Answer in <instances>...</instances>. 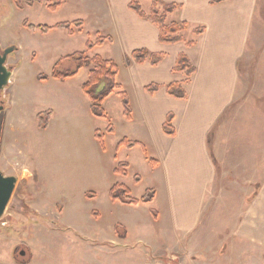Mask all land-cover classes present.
<instances>
[{
    "label": "rangeland",
    "instance_id": "rangeland-1",
    "mask_svg": "<svg viewBox=\"0 0 264 264\" xmlns=\"http://www.w3.org/2000/svg\"><path fill=\"white\" fill-rule=\"evenodd\" d=\"M135 1L148 14L147 0ZM55 3L0 0V46L2 50L15 48L7 58L12 76L0 94L2 142L6 144L1 150L0 171L17 179L0 219L1 258L12 255L8 246L16 242L17 260L62 264H264V162L255 161L261 166L255 176L251 170L240 169L244 161L217 166L214 191L196 228L185 241H167L171 233L167 228L168 198L150 164L156 158L140 127L139 93L127 71L128 60L116 44L85 51L87 41L110 33L104 12L95 15L99 0H63L55 10L50 9ZM75 20H82L83 26L72 37L62 29L45 34L28 27ZM173 21V16L167 18V23ZM252 22L246 51H253L251 63L260 76L264 49L254 46L264 36V0H257ZM182 36L190 39L188 34ZM84 51L88 58L99 55L117 68L115 81L120 89L104 100L105 118L91 114L90 101L82 92L88 65L72 78H50L58 60ZM75 66L65 60L57 70ZM119 92L126 93L134 110L131 122L122 114ZM253 104L264 110V97H253L252 108ZM47 110L52 111L50 119L40 129L36 115ZM239 118L235 121L232 112L226 115L214 140L221 139L224 145L226 139L237 142L236 158L259 156L256 149L264 148V127L254 119H264V111L244 112ZM123 139L141 142L145 151L143 147L119 146ZM121 163L129 165L125 176L116 173ZM254 183L256 187H251ZM116 184L129 189L130 197L137 200L153 190V199L136 206L114 202L109 193ZM238 233L253 241H242ZM121 234L126 235L123 243L119 241L123 248L108 242ZM7 238L14 240L7 243ZM184 238L179 234L176 239Z\"/></svg>",
    "mask_w": 264,
    "mask_h": 264
},
{
    "label": "crops",
    "instance_id": "crops-1",
    "mask_svg": "<svg viewBox=\"0 0 264 264\" xmlns=\"http://www.w3.org/2000/svg\"><path fill=\"white\" fill-rule=\"evenodd\" d=\"M130 1L99 0L95 15L104 12L103 20H106V28L110 33L98 37L111 38V43L104 45H119L126 62L137 50L161 55L160 62L155 66L149 62H131L127 63L126 68L139 93L137 110L141 118L140 127L149 139L148 144L156 158L150 159V164L154 166L158 186L168 198L167 228L171 229V233L167 241H185L199 223L209 201V194L214 191L217 166L244 161L246 163L240 164V169L251 170L255 176L259 175L257 169L261 168L255 161L264 162V148L256 149L259 156L243 154L241 158H236L237 142L226 139L224 145L221 139L214 140V132L222 128L225 116L231 112L235 114V121H239L244 112L253 115L264 111L255 108V104L254 108L251 107L253 97H264V73L260 76L255 74L251 63L254 53L252 50L246 51L257 0H224L216 4H211L213 0H160L165 4L178 5L179 9L169 16H173L175 23L187 24L183 34H188L190 39L183 37L184 42L174 45L160 43L157 28L130 11ZM94 5L91 3V7L95 8ZM80 21L83 26V21ZM197 28H202L203 32L195 37L192 31ZM190 41L194 42L193 45L187 46ZM262 47L264 49V36L254 46ZM178 55H184L195 69L188 80L183 74L173 72ZM171 83L179 84L184 98L168 95L165 86ZM151 84L160 86L153 95L144 90ZM130 109V119H126L128 122L133 121L134 110L132 107ZM168 115L172 117V136L164 134L162 130ZM254 120L264 127L263 118ZM4 137L5 131L3 140ZM135 142L145 147L141 142ZM5 145L2 142L1 150ZM2 158L1 152L0 165ZM145 159L148 160L146 153ZM249 161L252 163L249 164ZM261 175L264 177V168ZM252 186L256 187V183ZM179 234L185 238L176 239ZM237 235L242 241H253L245 233ZM251 237H254V233ZM6 240L9 243L14 238ZM114 240L118 242L113 243ZM124 240L126 235L121 234L108 242L123 248L124 245L121 246L119 241L123 243ZM16 245L13 242L8 246L12 251L11 256L7 254L1 258L0 251V264H62L17 260L14 258Z\"/></svg>",
    "mask_w": 264,
    "mask_h": 264
},
{
    "label": "trees",
    "instance_id": "trees-1",
    "mask_svg": "<svg viewBox=\"0 0 264 264\" xmlns=\"http://www.w3.org/2000/svg\"><path fill=\"white\" fill-rule=\"evenodd\" d=\"M150 3V10L148 14H145L141 6L135 1L131 0L128 4V9L135 13L137 17L148 21L153 24L158 32H159V42L166 45H174L177 43L184 42L182 34L187 29V24L184 22H171L167 23V17L173 14L177 9H179L178 5L175 4H165L160 0H147ZM224 0H213L211 4L220 3ZM63 0H56V3L52 6H49L50 9L55 10L58 6H60ZM26 25V24H25ZM30 29H38L41 33H48L53 29H62L67 32L69 36H73L75 34H79L82 28V22L80 20L73 21L71 23H59L54 26H28ZM203 32L202 28H197L192 31V34L196 37L199 36ZM110 37H97L94 42L88 41L85 44V51H91L95 47H100L105 43H111ZM193 41L187 42V46H192ZM84 52L74 53L70 56L61 58L56 64L53 66L52 72L50 74V78L56 80H65L67 78L74 77L80 69L85 66H89L90 69L87 73V78L85 82L82 84V91L84 95L90 101V112L93 116L98 118H105V113L102 108V104L104 100L111 95L115 89H120V85L115 82V78L117 75V68L113 61L104 60L100 56L89 57ZM73 61L76 63V66L73 70H65L58 71L62 61ZM161 60V55L150 54L146 50H137L134 51L128 63L134 62L136 64H143L145 62H149L152 66L157 65ZM174 73H181L188 80L195 72L194 67L189 63L188 59L184 55H178L175 66L173 68ZM46 77H43L42 80H45ZM160 86L151 84L144 88L145 92L149 95L155 94L159 90ZM165 89L168 95L174 98H184L183 91L179 88V84L171 83L165 86ZM120 102L123 108V116L125 119L129 120L131 116V109L129 106V101L125 92H119ZM51 110H47L45 112L39 113L36 115V119L38 122V127L40 129H45L47 127L48 121L51 116ZM171 115H168L162 124L163 133L172 136L173 129L170 127L171 123ZM3 121L0 123V152H1V144H2V135H3ZM125 146L129 149L139 146L141 144L138 142H130L126 139H123L119 142V146ZM128 165L126 163H121L116 169V173L125 176L126 169ZM153 190L147 191V193L142 196L139 200L130 197V191L126 187L120 184H116L110 190L109 196L112 201L120 202L124 205H133L136 206L139 203H150L153 199Z\"/></svg>",
    "mask_w": 264,
    "mask_h": 264
},
{
    "label": "water",
    "instance_id": "water-1",
    "mask_svg": "<svg viewBox=\"0 0 264 264\" xmlns=\"http://www.w3.org/2000/svg\"><path fill=\"white\" fill-rule=\"evenodd\" d=\"M15 48H7L2 50L0 46V94L8 86L12 76V67L7 66V58ZM4 109L0 102V112ZM17 179L14 176H5L0 171V219L3 216L5 209L10 201L12 193L15 189Z\"/></svg>",
    "mask_w": 264,
    "mask_h": 264
}]
</instances>
